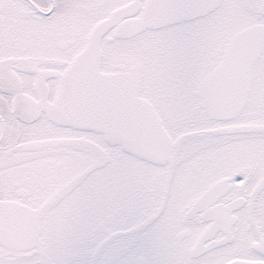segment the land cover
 <instances>
[{
    "label": "snow or ice",
    "instance_id": "1",
    "mask_svg": "<svg viewBox=\"0 0 264 264\" xmlns=\"http://www.w3.org/2000/svg\"><path fill=\"white\" fill-rule=\"evenodd\" d=\"M0 264H264V0H0Z\"/></svg>",
    "mask_w": 264,
    "mask_h": 264
}]
</instances>
